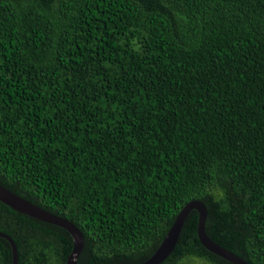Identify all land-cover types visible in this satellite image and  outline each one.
I'll list each match as a JSON object with an SVG mask.
<instances>
[{
    "label": "trees",
    "instance_id": "trees-1",
    "mask_svg": "<svg viewBox=\"0 0 264 264\" xmlns=\"http://www.w3.org/2000/svg\"><path fill=\"white\" fill-rule=\"evenodd\" d=\"M0 184L79 227L78 264L144 261L192 199L264 264V0H0ZM197 217L157 264H232ZM0 231L17 264L72 248L2 200Z\"/></svg>",
    "mask_w": 264,
    "mask_h": 264
},
{
    "label": "water",
    "instance_id": "water-1",
    "mask_svg": "<svg viewBox=\"0 0 264 264\" xmlns=\"http://www.w3.org/2000/svg\"><path fill=\"white\" fill-rule=\"evenodd\" d=\"M0 200L20 212L64 227L72 237V248L66 258V264H78L77 257L83 247L84 238L82 231L76 224L63 216L53 213L45 209L44 207H41L40 205L30 201L29 199L18 195L2 184H0ZM191 209H195L198 213L196 225L197 235L200 242L208 250L222 256L232 264H250L246 259L219 244L207 234L205 230L207 207L205 203L200 199L189 200L181 207V209L174 217L161 242L147 259L138 263L126 264H157L161 262L174 248L182 224ZM0 236L5 237L10 243L12 251L11 264H17V249L14 240L10 235L3 231H0Z\"/></svg>",
    "mask_w": 264,
    "mask_h": 264
}]
</instances>
